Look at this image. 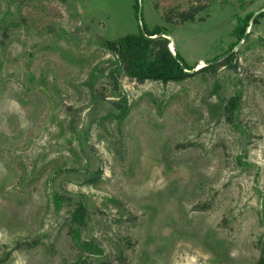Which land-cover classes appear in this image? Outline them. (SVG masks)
I'll list each match as a JSON object with an SVG mask.
<instances>
[{
    "label": "rangeland",
    "instance_id": "rangeland-1",
    "mask_svg": "<svg viewBox=\"0 0 264 264\" xmlns=\"http://www.w3.org/2000/svg\"><path fill=\"white\" fill-rule=\"evenodd\" d=\"M138 1L191 76L112 78L136 0H0V264H264V0Z\"/></svg>",
    "mask_w": 264,
    "mask_h": 264
},
{
    "label": "trees",
    "instance_id": "trees-1",
    "mask_svg": "<svg viewBox=\"0 0 264 264\" xmlns=\"http://www.w3.org/2000/svg\"><path fill=\"white\" fill-rule=\"evenodd\" d=\"M187 1L189 4L188 9L179 10L175 13L176 18L182 22L205 20L202 17V13L207 10L214 0ZM135 9L138 18L140 10L138 0H136ZM172 14L173 12L167 13L164 16V20L171 23ZM142 25L143 28L139 24V31L137 33H129L113 40L103 41V45L116 57L115 69L111 72V76L115 82L118 80V75L121 74H125L140 83L146 80H156L163 83L178 82L191 76V73L187 72V70L193 69V66L191 67L178 51H176V54H173L169 48L171 42L164 36V34H167L166 30L159 26L150 29L143 17ZM245 26L246 23L243 27L236 26L232 35L238 39H244ZM220 57L222 56L217 57L213 61H208V64L201 69L203 71L215 72L221 66L227 64L233 66L232 60L234 55ZM114 105L119 109H126L125 104L122 105L117 101L114 102ZM86 214L85 204L79 203L74 211L75 221L83 222ZM77 264H83V262Z\"/></svg>",
    "mask_w": 264,
    "mask_h": 264
},
{
    "label": "water",
    "instance_id": "water-1",
    "mask_svg": "<svg viewBox=\"0 0 264 264\" xmlns=\"http://www.w3.org/2000/svg\"><path fill=\"white\" fill-rule=\"evenodd\" d=\"M139 18H140V24H141V26H142V28H143L142 20H141V18H142V8H141V7H140V10H139ZM164 36L170 40V42H171L170 45H171V44H172V39H171V37H170L169 35H167V34H164ZM170 45H169L170 50L173 52V54H176V52H174V51L171 49V46H170ZM207 64H208V63H206L205 65H207ZM187 72L191 73L192 71L187 70Z\"/></svg>",
    "mask_w": 264,
    "mask_h": 264
},
{
    "label": "bare ground",
    "instance_id": "bare-ground-1",
    "mask_svg": "<svg viewBox=\"0 0 264 264\" xmlns=\"http://www.w3.org/2000/svg\"><path fill=\"white\" fill-rule=\"evenodd\" d=\"M170 46H171V49L174 51L173 45L171 44ZM174 52H175V51H174Z\"/></svg>",
    "mask_w": 264,
    "mask_h": 264
},
{
    "label": "crops",
    "instance_id": "crops-1",
    "mask_svg": "<svg viewBox=\"0 0 264 264\" xmlns=\"http://www.w3.org/2000/svg\"><path fill=\"white\" fill-rule=\"evenodd\" d=\"M172 45H173V42H172ZM174 46V45H173Z\"/></svg>",
    "mask_w": 264,
    "mask_h": 264
}]
</instances>
